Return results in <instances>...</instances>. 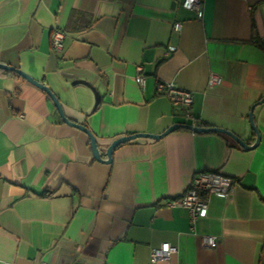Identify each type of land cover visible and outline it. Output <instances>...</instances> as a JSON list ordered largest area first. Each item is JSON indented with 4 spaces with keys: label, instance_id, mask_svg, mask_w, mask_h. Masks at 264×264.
I'll use <instances>...</instances> for the list:
<instances>
[{
    "label": "crops",
    "instance_id": "0c3cea01",
    "mask_svg": "<svg viewBox=\"0 0 264 264\" xmlns=\"http://www.w3.org/2000/svg\"><path fill=\"white\" fill-rule=\"evenodd\" d=\"M181 2L0 0V63L46 84L66 116L92 131L103 159L121 136L190 124L158 92L161 81L192 92L196 121L253 145L264 0H205L200 15ZM55 28L66 35L59 51ZM211 71L221 85L208 87ZM253 115L261 139L251 149L226 133L179 128L125 141L107 163L47 92L0 68V264H264V102ZM198 171L236 184L229 196L211 195L193 224L169 201ZM202 234L217 235V246H202ZM163 243L177 252L152 262Z\"/></svg>",
    "mask_w": 264,
    "mask_h": 264
},
{
    "label": "built area",
    "instance_id": "2783aa9c",
    "mask_svg": "<svg viewBox=\"0 0 264 264\" xmlns=\"http://www.w3.org/2000/svg\"><path fill=\"white\" fill-rule=\"evenodd\" d=\"M205 0H182L181 6L187 10L202 14ZM181 22L174 24V30L180 31ZM65 32L55 28L51 35V45L56 51L63 48ZM175 46H169L167 54L175 51ZM141 66L137 67L136 80L139 85L144 86L145 76ZM223 83V76L217 72L211 71L208 78V87L213 88ZM157 90L160 94L166 96L174 106L184 110L186 119L191 120L190 124L197 125L190 108L193 103V94L191 91L179 88L173 82H159ZM236 182L233 178L213 171H198L194 174L189 186L179 197L170 200L172 206L185 207L189 210L191 222L194 224L197 218L205 217L208 214L209 198L216 194L220 196H229L233 192ZM201 244L204 247H215L218 244V236L214 234L200 235ZM178 250L177 246L170 243H163L159 247L151 248L150 260L169 259L172 254Z\"/></svg>",
    "mask_w": 264,
    "mask_h": 264
},
{
    "label": "water",
    "instance_id": "95a60500",
    "mask_svg": "<svg viewBox=\"0 0 264 264\" xmlns=\"http://www.w3.org/2000/svg\"><path fill=\"white\" fill-rule=\"evenodd\" d=\"M0 68L4 69V70H8V71H14L17 74L21 75L23 78H25L27 81L31 82L32 84L36 85L37 87L43 89L45 92H47V94L50 96L51 100L53 101L60 117L62 118V120L64 122H66L69 125H72L80 130H82L83 132H85L90 139V145H91V149L93 152V155L95 157V159H97L98 161H104L107 163H110L112 161V151L113 149L128 140H132L138 137H149V138H160L161 136L179 129V128H185V129H189L195 132H221V133H226L229 136H231L237 143H239L242 147L247 148V149H251L256 147L261 139V135L260 132L258 131L255 122H254V108L256 107V105L263 103L264 102V97L261 98L258 102H256L252 108L251 111L249 113V122L251 124V127L253 128V130L255 131L257 138L256 141L253 145H249L247 144L241 137L237 136L236 134H234L233 132L226 130L224 128L221 127H217V126H211V127H207V126H198V125H192V124H181V123H175L172 126H170L167 130H165L162 134H152V133H146V132H141V133H134V134H129V135H124L121 136L117 139H115L110 146L108 147L107 151H106V156L107 159H103L99 150V146H98V142L97 139L95 137V135L92 133V131L87 128L85 125L74 122L72 120H70L63 109V106L59 100V98L52 92V90L44 83L40 82L39 80L33 78L31 75L27 74L25 71L21 70L20 68L8 65V64H3L0 63ZM264 263V262H263Z\"/></svg>",
    "mask_w": 264,
    "mask_h": 264
},
{
    "label": "trees",
    "instance_id": "16d2710c",
    "mask_svg": "<svg viewBox=\"0 0 264 264\" xmlns=\"http://www.w3.org/2000/svg\"><path fill=\"white\" fill-rule=\"evenodd\" d=\"M7 71H8V70H7ZM11 72L16 73V72H14V71H11ZM196 124H197L198 126H207V127H208L207 124H204V123L199 122V121H196Z\"/></svg>",
    "mask_w": 264,
    "mask_h": 264
}]
</instances>
